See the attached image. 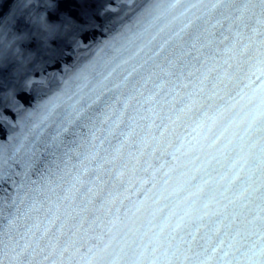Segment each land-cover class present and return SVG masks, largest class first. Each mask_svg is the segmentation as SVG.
Returning a JSON list of instances; mask_svg holds the SVG:
<instances>
[{
    "label": "snow or ice",
    "instance_id": "6c2138e0",
    "mask_svg": "<svg viewBox=\"0 0 264 264\" xmlns=\"http://www.w3.org/2000/svg\"><path fill=\"white\" fill-rule=\"evenodd\" d=\"M180 2L168 0L156 19ZM190 7L200 14L193 13L119 84L107 88L102 82L91 103L82 105L81 97L70 105L53 138L62 157L76 160L65 173L70 179L61 178L68 186L62 195L56 192L61 184L49 189L56 199L46 196L47 207L35 199L23 211L17 206L18 216L7 220V242L0 202V264L6 258L9 264H264V181L253 180L251 167L252 149L264 156V110L239 136L230 131L233 121L222 123L235 104L205 112L190 132H177L183 117L199 112L221 84L227 87L234 78L229 69L255 60L264 76V0H195ZM113 89L124 91L103 98ZM9 115L4 103L0 120ZM33 115L29 111L21 124ZM255 132L262 135L253 139ZM6 151L0 143V164ZM221 158L229 161L222 173L216 170ZM188 165L191 174L179 172L187 179L171 186L173 174ZM123 193L136 200L121 215L129 199H121ZM144 213L146 231L128 226ZM27 220L34 222L25 226Z\"/></svg>",
    "mask_w": 264,
    "mask_h": 264
},
{
    "label": "water",
    "instance_id": "95a60500",
    "mask_svg": "<svg viewBox=\"0 0 264 264\" xmlns=\"http://www.w3.org/2000/svg\"><path fill=\"white\" fill-rule=\"evenodd\" d=\"M193 3L195 0H181L171 12L156 19L168 7V0L164 3L161 0H0V112L7 103L10 113L6 120H0V143L7 148L4 163L0 164L5 242L9 235L7 220L18 216L17 206L23 211L25 205L35 199L44 201L47 207L46 196L56 199L49 189L61 184L56 192L62 195L63 188L68 186L61 178L63 181L70 179L71 174L65 173L76 160L62 157L53 145V138L66 122L70 105L81 97L82 105L91 103L103 91L102 82L107 88L119 84L133 66L151 56L193 13L200 14L190 7ZM186 8L189 11L185 12ZM153 36L155 40H152ZM150 40L151 44L148 43ZM141 48L143 51L139 56L130 59ZM258 67L253 60L239 71L235 66L229 69L234 78L225 81L227 87L221 84L222 91L205 100L199 112L194 109L192 114L183 117L178 134L190 132L199 119H204L203 113L213 115L232 104L235 107L225 113L222 123L233 121L230 131H235L237 136L243 134L251 116L264 110V76ZM113 69L116 71L108 76ZM104 77L108 79L105 81ZM121 91L124 90L104 92L103 98L115 99ZM29 111L34 115L21 124L22 117ZM240 121L243 123L237 127L236 122ZM34 125L39 127L33 128ZM261 135L255 132L252 138ZM21 143L24 147L16 153L15 149ZM252 152V178L259 184L264 181V156L258 148ZM228 162L221 158L216 170L226 171ZM190 168L188 165L174 173L170 185L175 186L187 179L179 176V172L191 174ZM212 175L215 176L216 172ZM124 195L129 193H123L120 198ZM21 199L25 203L22 204ZM134 200L136 196L129 195L125 205L121 206V215L123 208ZM116 206H120L118 201L113 207ZM212 207L214 205H210ZM137 215L139 219L133 217L135 223L129 221L128 226L146 231L147 213ZM33 222L27 220L25 226ZM5 264H9L7 258ZM158 264H181V260H161ZM183 264L189 262L183 261Z\"/></svg>",
    "mask_w": 264,
    "mask_h": 264
}]
</instances>
